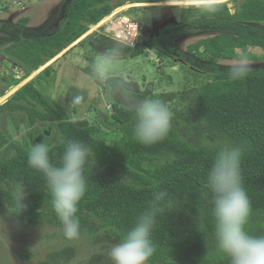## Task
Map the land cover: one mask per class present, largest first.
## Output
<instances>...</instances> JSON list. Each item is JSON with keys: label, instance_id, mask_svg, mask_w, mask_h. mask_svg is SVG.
<instances>
[{"label": "trees", "instance_id": "obj_1", "mask_svg": "<svg viewBox=\"0 0 264 264\" xmlns=\"http://www.w3.org/2000/svg\"><path fill=\"white\" fill-rule=\"evenodd\" d=\"M114 1L65 0L58 19L39 29L28 28V18L17 24L0 21V33L17 38L3 49V56L28 72L36 71L109 16L115 9ZM234 3V12L228 2L216 3L214 13L202 7L183 8L198 12V17L186 16L182 24L148 34L133 48L123 47L122 56L136 58L157 46L172 61L210 75L211 81L196 96L195 107L214 131L241 149L240 167L252 203L251 220L255 215L264 216V67L250 68L245 78L232 80L229 66L218 61L237 60L241 51L251 62L262 60L249 49L264 50V30L257 28L264 24V0ZM202 32L213 35L188 45L185 51L174 48L175 39ZM175 97L173 93L150 96L166 104ZM111 109L113 114L105 119L110 131L87 121L73 122L65 107L52 102L32 82L0 106L2 112H24L29 129L37 123H49V133L51 123L57 125L60 142L50 152L55 164L62 160L67 140H79L93 148L94 160L84 171L86 193L78 204L82 229L104 232L119 242L147 209L153 193L165 191L168 196L152 232L156 250L148 264L227 263L229 258L217 247L212 193L205 187L220 147L184 141L173 126L162 142L143 145L133 135L134 108L113 102ZM1 151L0 204L10 208V191L21 184L26 190V209L13 216L25 226L44 219L60 223L44 175L27 164L28 151L0 134Z\"/></svg>", "mask_w": 264, "mask_h": 264}, {"label": "rangeland", "instance_id": "obj_2", "mask_svg": "<svg viewBox=\"0 0 264 264\" xmlns=\"http://www.w3.org/2000/svg\"><path fill=\"white\" fill-rule=\"evenodd\" d=\"M140 1L131 3L129 0H115V9L108 16L112 18L121 14L138 21L141 26L140 43L146 40L148 34H158L165 27L182 24L186 16L198 17V12L183 11V8L193 9L202 4V0ZM64 2L65 0H0V21L17 24L20 19L28 18V28H44L58 19ZM214 2H228L233 5L231 9L235 6L234 0ZM108 17L103 23L90 27L81 38L32 72L3 56V49L17 38L0 33V106L21 87L32 82L52 102L65 107L73 122L87 121L110 131L105 119L113 114V102L135 108L140 101L150 96L173 93L176 97L167 106L173 113L172 126L181 139L203 146L235 147L214 131L196 110V96L200 88L211 81L210 75L198 73L184 64L172 61L169 54L157 46L136 58L122 56L112 69L107 83H96L84 93L85 102L82 105L69 107V101L75 92L70 87L69 76L75 78L90 73L96 55L116 42L102 28L109 21ZM257 28L264 30V24ZM212 35L213 33L202 32L182 36L175 39L173 46L185 51L188 45ZM249 50L262 58L259 62L250 61V68L264 67V50ZM235 61L218 62L230 67ZM46 69L49 73L45 75ZM121 82L125 85L124 95L110 91ZM26 120L24 112L0 111V134L9 143L17 144L26 151L40 142L48 143L52 148L59 144L56 124L51 123L52 129L48 133L46 130L49 123H37L29 129ZM8 209L9 207L0 204V264H109L107 251L117 241L104 232L92 233L81 228V237L68 241L63 236L61 223L44 219L32 226H25L13 215H9ZM245 227L253 235L264 234V216H253ZM224 264H230V261Z\"/></svg>", "mask_w": 264, "mask_h": 264}, {"label": "clouds", "instance_id": "obj_3", "mask_svg": "<svg viewBox=\"0 0 264 264\" xmlns=\"http://www.w3.org/2000/svg\"><path fill=\"white\" fill-rule=\"evenodd\" d=\"M202 10L217 11L214 0H202ZM123 42L117 40L109 48L96 55L90 73L75 78L69 76L70 87L75 89L69 101L70 108L85 102L84 93L96 83H107L112 69L121 59ZM250 71V61L243 51L229 67L232 80L245 78ZM125 85L110 89L125 94ZM134 138L143 145L162 142L172 127L173 113L158 98H145L134 108ZM51 145L45 142L33 144L27 152L29 167L41 172L51 195L52 208L61 223L63 236L68 241L81 237V225L77 216L78 204L86 193L85 166L94 160L93 148L79 140H67L59 164L52 162ZM239 147H220L208 171L205 187L212 193V215L215 221L217 247L229 258L230 264H264V234L253 235L246 230L252 215V203L243 184ZM25 187L14 185L10 191L9 215H19L26 209ZM168 196L165 191H155L149 206L137 217L134 225L119 242L107 251L109 264H148L156 246L152 232L161 204Z\"/></svg>", "mask_w": 264, "mask_h": 264}, {"label": "built area", "instance_id": "obj_4", "mask_svg": "<svg viewBox=\"0 0 264 264\" xmlns=\"http://www.w3.org/2000/svg\"><path fill=\"white\" fill-rule=\"evenodd\" d=\"M105 19H107V17ZM104 20L101 22L103 23ZM108 20L109 21L105 23L102 28L104 32L109 34L114 41L120 40L123 42L122 45L124 47L131 48L139 43L141 26L138 21L121 14L112 18L108 17Z\"/></svg>", "mask_w": 264, "mask_h": 264}, {"label": "crops", "instance_id": "obj_5", "mask_svg": "<svg viewBox=\"0 0 264 264\" xmlns=\"http://www.w3.org/2000/svg\"><path fill=\"white\" fill-rule=\"evenodd\" d=\"M233 5L229 3V7L231 8ZM231 12H234L233 8L231 9ZM108 17V16H107ZM94 27V26H93ZM158 61V60H157ZM182 64V63H181Z\"/></svg>", "mask_w": 264, "mask_h": 264}]
</instances>
